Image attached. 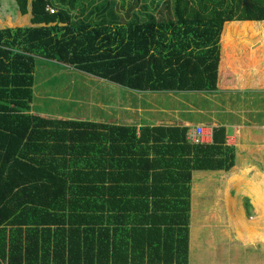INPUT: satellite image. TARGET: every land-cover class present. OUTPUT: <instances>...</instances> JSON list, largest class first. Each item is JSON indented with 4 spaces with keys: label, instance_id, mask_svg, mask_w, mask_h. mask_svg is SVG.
<instances>
[{
    "label": "trees",
    "instance_id": "16d2710c",
    "mask_svg": "<svg viewBox=\"0 0 264 264\" xmlns=\"http://www.w3.org/2000/svg\"><path fill=\"white\" fill-rule=\"evenodd\" d=\"M15 1L29 24L0 26V264L47 261L53 240L64 257L55 223L134 227L106 238V263L190 264L193 173L236 166L226 126L195 144L187 126L44 117L33 112L36 66L70 65L127 91H237L223 39L230 23L264 22V0H135L125 15L115 0ZM239 214V236L256 233ZM73 248V260L91 262Z\"/></svg>",
    "mask_w": 264,
    "mask_h": 264
},
{
    "label": "rangeland",
    "instance_id": "374dc122",
    "mask_svg": "<svg viewBox=\"0 0 264 264\" xmlns=\"http://www.w3.org/2000/svg\"><path fill=\"white\" fill-rule=\"evenodd\" d=\"M115 1L124 15L130 3L136 2L135 0ZM139 1L138 8H141L144 1ZM150 1L147 0V3ZM89 10L90 6L85 15ZM76 12H79V8ZM25 24H29L28 15L26 18L25 15L20 14L16 1L1 0L0 26ZM254 27H257L256 36L259 40L262 39L264 22L257 26H248L241 32L255 37L254 31L251 30ZM229 29L232 30L230 24L227 26V32ZM36 78L33 112L49 116L52 114L58 118L89 117L100 121H111L110 118L120 119V113L117 112L119 99L115 92L127 89L118 84L79 71L70 65L64 66L45 60L37 63ZM246 91L248 92L244 94L224 91L217 94L148 92L151 93L149 102L151 98L160 95L162 99H166L159 105L170 110L176 109V114L181 117H189L197 121L198 113L203 110L201 112L203 121L234 120L240 124L250 121V124L254 123L256 126L252 129L253 133L247 135V142L244 144L248 147L243 146L236 167L230 172L217 174L218 176L215 177H204L206 184L199 186L197 191L196 196L200 202L206 198L220 197L223 203L218 206L220 213H223L222 220L206 217L215 206L204 204L202 206L204 212L201 216L198 215L194 222V258L198 262L203 261L202 264H264V91L257 93ZM108 100L111 102V107L107 106ZM164 120L168 121L169 118ZM245 134H247L246 129L241 130V135ZM243 137L242 139H245ZM237 139L232 138L231 142L243 143L240 142L239 137ZM217 190L219 192H216ZM227 194L235 196V200L233 197L228 200ZM247 197L252 204L251 207L246 206ZM242 209L247 221L255 225L257 231L253 234L244 232L243 237H240L238 216ZM230 210L232 219L229 215Z\"/></svg>",
    "mask_w": 264,
    "mask_h": 264
},
{
    "label": "crops",
    "instance_id": "0c3cea01",
    "mask_svg": "<svg viewBox=\"0 0 264 264\" xmlns=\"http://www.w3.org/2000/svg\"><path fill=\"white\" fill-rule=\"evenodd\" d=\"M236 25V23H233V25ZM244 24V23H242ZM232 30L225 33V37L223 39V45L228 41H231L230 44H228V48H225L227 65L229 68L233 71L236 84L238 87V90L234 91H224V92H233V93H241L244 94L246 89H250L252 92H261L264 91V37L262 39H258L257 35V27L251 29L253 32V36H248L245 32L236 31L235 25L233 26L232 23H230ZM238 25V24H237ZM246 31V30H245ZM248 36V37H247ZM230 38V40H229ZM231 55V56H229ZM228 56V57H227ZM243 62V63H241ZM230 87L228 85L222 84L221 88ZM118 95V107L117 112L120 113L119 117L120 119H112L111 121H104L103 122H111V123H118V124H127L132 125L135 124L140 128L142 125H180V126H187L189 129L191 126L196 125L198 123H202L208 126L209 130L213 133L214 127L225 125L227 128V142L229 144L239 146L238 147V154H237V163L239 156L241 154V151H243L244 147H248V145H245L244 143L247 142V135L249 133H253V128H256L254 123L250 124V121L244 124H240V122L236 121H229V120H219V122H211V121H203L201 119V112L198 113V120L194 121L192 118L189 117H181L178 116L179 114H176V109H168L165 106H160L159 103L164 102L166 98L162 99V97L155 96L154 98H151V101L149 102V97L151 93H143L138 91H131V90H124L122 92L116 91L115 92ZM129 93V94H128ZM217 94V93H215ZM170 95V94H168ZM153 97V96H152ZM157 97V99H156ZM130 99V100H127ZM132 101V102H131ZM144 101H146V104ZM107 106L111 107L110 100L106 101ZM116 112V113H117ZM48 113V112H47ZM181 113V112H180ZM42 116L47 117L49 115H44L41 113ZM49 117L58 118L52 116V114ZM169 118L168 121H165V118ZM177 118V119H176ZM85 119H90L89 117ZM123 119V120H122ZM94 120V119H90ZM94 121H100L95 119ZM223 121V122H222ZM232 127V129H230ZM239 128H241L239 130ZM246 129L247 134L241 135V130ZM251 129V130H248ZM240 134V135H239ZM244 136V137H243ZM239 137L240 142L243 141V143H232V138L237 139ZM245 138V139H242ZM213 139V137H212ZM229 139V141H228ZM238 140V139H237ZM213 141V140H212ZM211 140L208 143L212 142ZM242 144V145H241ZM244 146V147H243ZM236 163V165H237ZM236 167V166H235ZM224 173V171H194L193 173V186H192V217H191V240H190V264H202V262H198L197 259L194 258V251H193V238H194V222L197 220L198 215H202L203 209L202 206L204 204H212L214 205V209L209 213L206 217L214 218L222 220V214L220 213V206L223 205L222 201L220 200V197L215 198H206L199 201L200 199L197 198V191L199 189V186H205V178L208 176H218L219 174ZM218 174V175H217ZM221 179L220 177H218ZM218 179V180H219ZM216 192H219L217 190ZM227 192V191H226ZM232 196V195H231ZM232 197H230L231 199ZM228 199V198H227ZM228 202V201H227ZM219 206V207H218ZM199 211V212H198ZM231 210L229 212V215L232 214ZM243 212V209L239 211V213ZM205 220V219H204ZM45 225H41L40 227H43ZM52 228V232L56 234L57 232H64V253L61 259L57 257L56 249L54 248V240L51 242V251H50V258L49 260H40L38 264H114V261L111 260L109 263H106V257L101 254V250H103L102 246L106 247V238L112 243L114 241H117L118 239H121L122 236L129 235L130 232H132L133 228L132 226H78L75 227L76 230L72 227H69L68 225H65L63 223H55L49 225ZM24 233L27 232L26 229L28 228V225H23ZM13 228V225L6 226V231L8 235L11 234V229ZM138 228L137 232H140L139 230H143L142 227H136ZM147 229V228H145ZM145 229L142 231L144 232ZM135 231V229H134ZM129 234H128V233ZM25 235V234H24ZM119 235V237H118ZM9 239V238H8ZM9 241V240H8ZM26 242V238L24 239ZM133 243V242H132ZM76 247V249L81 248V253L84 254L88 250L92 252L94 255L91 257V262H88L86 260V257H82L79 262L76 260H73L72 258V251L73 247ZM8 247V246H7ZM150 250L148 249V252ZM44 254V252L42 253ZM62 254V253H61ZM0 252V257L1 256ZM42 256V255H41ZM7 258H9V250H7ZM144 258H149L148 253H146V256ZM90 260V259H89ZM5 264H9L8 260L5 262ZM23 264H27L26 262ZM127 264V263H126ZM147 264V263H146Z\"/></svg>",
    "mask_w": 264,
    "mask_h": 264
},
{
    "label": "built area",
    "instance_id": "2783aa9c",
    "mask_svg": "<svg viewBox=\"0 0 264 264\" xmlns=\"http://www.w3.org/2000/svg\"><path fill=\"white\" fill-rule=\"evenodd\" d=\"M51 11H54V8L48 7ZM213 133L209 130L208 126L202 123L191 126L188 131V139L195 144L199 143H208L212 141ZM229 141V139H228Z\"/></svg>",
    "mask_w": 264,
    "mask_h": 264
},
{
    "label": "clouds",
    "instance_id": "9594fccd",
    "mask_svg": "<svg viewBox=\"0 0 264 264\" xmlns=\"http://www.w3.org/2000/svg\"><path fill=\"white\" fill-rule=\"evenodd\" d=\"M48 7H52V8H54V11H51L50 9H48ZM47 10H49V11L52 12V13H54V12H56V11L58 10V8H57V7H54V6H52V5H48V6H47Z\"/></svg>",
    "mask_w": 264,
    "mask_h": 264
}]
</instances>
